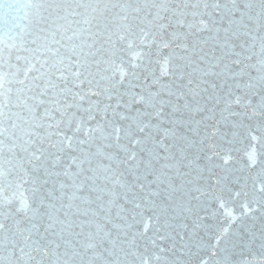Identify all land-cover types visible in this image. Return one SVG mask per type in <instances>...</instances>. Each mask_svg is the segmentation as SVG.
I'll return each instance as SVG.
<instances>
[{"label":"snow or ice","instance_id":"snow-or-ice-1","mask_svg":"<svg viewBox=\"0 0 264 264\" xmlns=\"http://www.w3.org/2000/svg\"><path fill=\"white\" fill-rule=\"evenodd\" d=\"M0 264H264V0H0Z\"/></svg>","mask_w":264,"mask_h":264}]
</instances>
